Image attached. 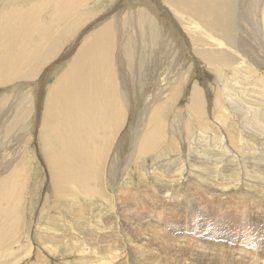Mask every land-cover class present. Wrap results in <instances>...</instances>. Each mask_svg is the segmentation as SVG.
I'll return each mask as SVG.
<instances>
[{"label": "rangeland", "instance_id": "obj_1", "mask_svg": "<svg viewBox=\"0 0 264 264\" xmlns=\"http://www.w3.org/2000/svg\"><path fill=\"white\" fill-rule=\"evenodd\" d=\"M39 1L0 0V18L20 7L29 12L28 6ZM69 1L65 9L70 11L76 0ZM143 1L152 9L161 4V0L87 1L65 23L67 29L82 14L86 21L78 26L77 35L62 36L34 76L28 77L30 64L0 73V161L6 162L4 169L0 165V203H6L4 208L0 204V214L5 212L0 233L16 231L13 244L4 242L0 248V264H264L263 10L258 13L261 27L250 31L254 42L249 43L254 45L250 57L238 48L242 34L236 24H212L221 28L223 41L204 39L222 51L224 59L219 68H210L193 50L194 24L177 23L176 15L164 7L167 15L163 10L157 15L163 23L161 47L149 48L137 40L134 66L123 63L119 76H114L115 90L100 91L119 100V106L115 104L120 115L114 119L109 117L112 113L100 115V124L103 118L105 125L113 123L107 133L89 122L72 140H67L66 125H58L53 137L43 132L47 94L87 38L115 16L135 13L144 7ZM50 14V9L38 8L36 24L46 27ZM120 22L117 30L122 36L137 35ZM62 29L63 24L54 30L58 34ZM45 45L39 50L45 51ZM151 49L160 61L146 55ZM10 50L13 56L15 50ZM64 145L79 156L60 159ZM60 162L73 176L59 180L61 189L55 192L49 163L62 167ZM11 204L16 212L9 214Z\"/></svg>", "mask_w": 264, "mask_h": 264}, {"label": "bare ground", "instance_id": "obj_2", "mask_svg": "<svg viewBox=\"0 0 264 264\" xmlns=\"http://www.w3.org/2000/svg\"><path fill=\"white\" fill-rule=\"evenodd\" d=\"M71 1L72 0H70L69 3H71ZM87 1H89V0H76L75 3L73 4V9H71L69 11V10L65 9V5L67 4V0H40L39 2L33 3V4L28 6L30 8L29 12L25 13V12L20 11V9L22 8V7H20V9H18V10L6 12V14L2 13L4 15L3 16L1 15L2 18H0V73H3V75H6L8 73L7 70H10L11 68H16V67H20L23 65L30 64L31 67H30V71L28 73V77L34 76L36 71L39 69V67H41V65L44 64V62H46L49 59V57L52 56V53H54V51L57 49V47H59V45L61 43L62 36L63 37H71V36H73V34L75 36L77 35L75 33L77 31L78 26L81 25L84 21H86V20H84L85 18L81 16L82 14H77L75 17L76 21H74L71 25H69L67 29H65V23L70 21L72 19V14L77 13L78 12L77 10H79V8L81 6H83ZM156 1L159 3L160 0L159 1L156 0ZM145 3L146 2L143 1L144 7H141L140 9H138V7H137L136 8L137 10L135 11V13L131 14V12H132L131 11L130 12L131 15L127 12L128 15L126 14V16L120 17V19L117 16H115V19L113 18L112 23L108 24L102 30L99 29L100 30L99 32L95 33L94 35L92 34L93 36H89L87 38L86 42L84 43V46L81 48L78 55L72 60V62L70 61L71 63H70L69 68L63 73L61 78L56 82V85H53L51 87V90L47 94V101H48V106L46 108L47 118H46V120H44V124L47 126L46 128L48 130H45L46 128L45 129L43 128L44 129L43 132L48 131L47 134L49 133L50 137H51L52 136L51 134L54 133V131L57 129L58 125L61 124V127H62V125H66V128L65 127L64 128L66 130L65 131V133L67 135L66 137H68L67 140H72L74 138H71V136H75L76 134H78V131H81L80 128H82V129L88 128L89 126L87 124L89 122V125L93 124L95 129L97 128V130H99V132H102V133L106 132L107 133V130L110 127V126L108 127V125L111 124V122L110 123L108 122L109 124L106 123V125H105L104 123H105L106 119L103 118L102 121H104V120L105 121H104V123L100 124L99 123L101 121L100 115L102 113H105V114L112 113L109 116V117H112V119H114L113 118L114 116L120 115L119 114L120 112L116 106V104L118 105L119 100L117 101L118 102L117 103L116 102V96H115L114 97L115 102H114L113 101V95L108 94L109 91L105 92L102 95H101L100 91H106L108 89L115 90L114 88H116V87L114 85V81H115L114 76L117 73V71L121 72L120 70L122 69L123 63L127 64L126 67H129V68L134 66L132 63V61H133L132 59L134 58V56H136V54H134V51H137V56L139 55L138 50H135L137 48V45H136L137 40L140 39V44L145 43L149 46V48L153 47V46L159 47L161 45L160 33L162 31L161 28H162L163 23L157 17V15L160 14V10H163V12L165 11V13L167 15L165 8L170 9L176 15L177 23L182 24V23H184L185 20H188L194 24L193 28H195V29L192 31L190 30L191 34L189 33L190 37H191L190 41L193 44L192 46L194 48L193 49L194 52L196 54H198L203 59V61L205 62L204 64L207 67L211 68L212 66H215L216 68H219L221 66V62H222L220 59H224V57H222V56H224L223 55L224 53L222 51H216L215 48L213 47V44L207 43V41L204 39L206 37H210V38L212 37V38H218V39L222 40L220 38L221 28L217 30L212 26V24H215L218 26H223V25L227 26V24L231 26L232 24H236L239 32L242 34V37L239 40V46H240V47H238L239 50L243 52L242 54L244 56L250 57L253 55L251 53L250 46H254V45L249 46V43H251L252 39H253V38H250V31L252 29L261 27V25H259V23H258V22H260V20L258 21V17H260V15H258V13L261 10L264 11V0H161V4L157 8H153V9L150 8L149 6H145ZM9 7H10V5H9ZM38 8H42L43 10L50 9V11H51L49 19L47 18L48 23H47L46 27L36 24L35 12L37 11ZM6 9H7V7H6ZM69 9H70V7H69ZM236 12H237V16H236ZM168 15H170V14H168ZM70 16H71V19L69 20ZM120 20L125 23V27L127 30H130V31L136 30L137 35L136 36H132V35L127 36L126 35L127 37L122 36L123 34H121L117 30ZM234 20H237V21L234 22ZM58 22L63 24V29L61 32H59L57 34V33H55L54 29L58 28L59 25H61ZM120 25H121V22H120ZM190 27H191V25H190ZM60 28H62V26ZM176 28L179 29L178 27H176ZM195 30L198 31V32H196L197 37H194V36H196L194 34ZM187 33H186V35H187ZM200 34H203L204 37L200 36ZM182 36H184L183 33H182ZM180 37H181V35H180ZM175 38H176V36H175ZM181 40H180V42H181ZM21 42L23 43V48L21 47ZM120 42L122 44H120ZM176 42L177 41H175V43ZM184 42L182 40V43H184ZM220 43L222 44V42H220ZM252 43L254 44V42H252ZM45 44L46 45L48 44L47 49L45 51H43V49L39 50V48L44 47ZM180 45H181V43H180ZM255 46H258V45L256 44ZM11 47L13 48V50H15V53L13 56H12L13 51L10 50ZM156 49L158 50V48H156ZM260 49H262V48H260ZM260 49H259V52H260ZM170 51H171V49H170ZM170 51H169V53H170ZM176 51L179 52V50H176ZM174 52H175V50H174ZM261 52H262V50H261ZM162 53L164 54V52H162ZM253 53H255V55L257 54L256 51ZM157 54H158L157 51L155 52L154 49L153 50L151 49L149 51V53H147L146 55L155 56V60H156V59H158L156 57ZM258 54H259V56H261L264 53H262V54L258 53ZM159 55H161V54H159ZM143 58L144 57H141V56L138 57V59H140V60ZM254 58H255V56H254ZM254 58H252V59H254ZM256 58H258V56H256ZM261 58H264V57L261 56ZM9 59L13 62V64L9 61ZM259 59H260V57H259ZM153 60H154V58H153ZM158 60L160 61V59H158ZM134 63H135V61H134ZM141 64L146 66L147 62L145 64V62L142 61ZM216 64H217V66H216ZM261 64L263 65L262 62H261ZM259 66H261V65H259ZM228 74H230V72H228ZM117 75H118V73H117ZM118 91H120V90H118ZM162 91H161V94L164 93ZM115 93H116V91H115ZM122 93H123V91H122ZM167 93H168V91H167ZM116 94H118V93H116ZM164 95H166V94H164ZM196 96L197 95L194 93V99L196 98ZM119 97H120L121 103L123 104V100H122L121 95ZM161 97H163V95ZM198 98H200V96ZM195 100H196V104L200 105L199 102L201 99H199V100L195 99ZM147 105L148 104H146V106ZM167 107H168V105H167ZM120 108H122V107L120 106ZM196 109L198 110L197 107H196ZM121 110H123V109H121ZM163 112L165 113V111H163ZM152 116H155L154 113ZM157 116H158V114H157ZM109 121H111V120H109ZM86 122H87L86 125L88 127L84 124ZM77 125L80 126L79 130L77 129ZM90 128H92V127H90ZM92 129H94V128H92ZM92 129H90V130H92ZM95 129H94V132H95ZM89 131H86L85 133H90ZM95 133L96 134H94L93 136L97 135V132H95ZM82 134H84V133H82ZM100 134L101 133H99V135ZM42 135L43 134H41V137H43ZM55 136H56V133H55ZM83 136H85V135H83ZM61 137L62 136H60V138ZM77 137H79V135ZM42 140L44 141V139H42ZM58 140H55V141L57 142ZM63 140H64V138H63ZM76 140H78V139H76ZM50 141H51V139H50ZM50 141H48V142H49V144H51L50 148H52V143H50ZM51 142H54V140ZM46 143H47V141H46ZM76 143H75V145H76ZM77 144L79 145V142ZM55 145H53V147ZM76 147L78 148L79 146L76 145ZM71 148L72 147H68V146L65 150L62 148L63 149V151H62L63 157L61 158V156H60L59 158L63 160L65 158V156H70L71 158L75 157L76 155L79 156V154H77V150L72 151L73 148L72 149ZM77 148H75V149H77ZM54 149H56V148H54ZM47 150H48V147H47ZM50 152L52 153L53 151H50ZM55 152H56V150H55ZM55 156H56L55 158H57V155H55ZM77 159H75V160H77ZM68 160H70V159H68ZM4 161H0L1 162L0 165H3V169H4V166L6 167V165H5L6 162H4ZM59 161H57V162L59 163ZM127 162H129V158H126L125 163H127ZM10 163H12V162H10ZM84 164H85V162H84ZM61 165H62V167H56L55 164L50 165V163H49V166L51 169V174H52V178H51L52 179V186H53V190L55 192L60 191V190H58L60 188L59 180H61V181H63V179L68 180L69 178H71L73 176V174L70 172L71 170L69 171L67 168H65L64 162L61 163ZM124 166L122 168V171L126 170ZM70 168H71V166H70ZM77 170H80V169H77ZM74 171H72V172H74ZM15 176L17 177V173ZM83 177H84V175H83ZM64 185H66V184H64ZM65 189H67V188H65ZM68 190H67V194H68ZM14 193H15V190H14ZM62 195H60V196H62ZM0 200H2V197H0ZM3 204H4V202L1 204L2 206L0 205L1 208L2 207L4 208L6 203L4 204V206H3ZM13 208H14V205L11 204L8 207L7 212L10 214L11 211L13 210ZM18 209H17V211H20ZM15 210H16V208H15ZM12 212H14V210ZM4 213H3V215L0 214V218L4 217ZM6 215H8V214H6ZM18 215L19 214L16 213V216H18ZM3 220H4V218H3ZM15 220H16V218H15ZM15 232L8 231V233L11 234V236H12L11 239H10L7 231L0 233V248L2 247L4 242H8L10 244L12 242V244H13V241H15L14 238L16 237ZM40 239H42V238H40ZM42 243L44 244V242H42ZM88 245L90 246V244H88ZM141 245H142V243H141ZM20 253L21 252H19V254Z\"/></svg>", "mask_w": 264, "mask_h": 264}]
</instances>
